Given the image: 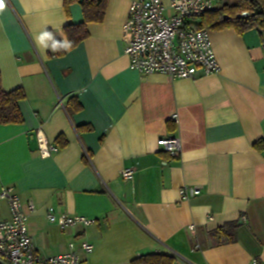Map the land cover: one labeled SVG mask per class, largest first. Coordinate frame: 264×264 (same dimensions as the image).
I'll list each match as a JSON object with an SVG mask.
<instances>
[{"label": "crops", "instance_id": "1", "mask_svg": "<svg viewBox=\"0 0 264 264\" xmlns=\"http://www.w3.org/2000/svg\"><path fill=\"white\" fill-rule=\"evenodd\" d=\"M133 1L108 0L86 39L51 56L50 41L39 37L68 42L64 28L84 22L82 6L4 0L3 88H23L26 98L24 122L0 125V191L13 188L27 212L34 202L29 232L42 256L75 251L81 264H131L156 253L174 264H264V150L255 147L264 141V37L210 30L218 73L143 75L125 53ZM161 1L171 14L172 0ZM71 98L80 111H69ZM39 132L67 145L42 157ZM167 136L180 138L178 157L159 146ZM126 169L131 180L122 178ZM192 186L201 193L184 200L180 190ZM50 208L92 223L63 230L49 221ZM10 217L0 200V221Z\"/></svg>", "mask_w": 264, "mask_h": 264}, {"label": "built area", "instance_id": "2", "mask_svg": "<svg viewBox=\"0 0 264 264\" xmlns=\"http://www.w3.org/2000/svg\"><path fill=\"white\" fill-rule=\"evenodd\" d=\"M225 1L172 0V13L167 14L161 0H134L124 28L125 53L131 69L143 75L162 73L172 79L191 80L200 75L218 73L220 64L212 47L210 30L200 27L199 20ZM249 15L244 11L239 16ZM174 119L177 120L176 116ZM158 144L171 157H178L182 152L181 140L176 136L162 137ZM38 147L40 155L45 158L59 151L58 146L50 143L41 132L38 133ZM133 174L132 169H126L122 178L131 180ZM200 193L198 186L180 190L184 200ZM0 200L8 203L11 213L9 220L0 221V259L6 264H81V258L75 251L53 256L39 254L29 232V214L36 211L33 201L28 202L27 212L11 187L1 189ZM48 219L63 230L92 223L82 216L57 213L54 208L49 209ZM82 248L87 253L94 249L88 242L82 243ZM253 264L261 262L254 261Z\"/></svg>", "mask_w": 264, "mask_h": 264}, {"label": "trees", "instance_id": "3", "mask_svg": "<svg viewBox=\"0 0 264 264\" xmlns=\"http://www.w3.org/2000/svg\"><path fill=\"white\" fill-rule=\"evenodd\" d=\"M108 0H64L65 9L69 11L71 5L79 3L82 6L85 20L80 24H69L64 28L65 35L70 48L76 47L89 35L87 26L91 22H98L104 18ZM247 11L248 17L239 15ZM200 27L209 30L234 29L242 34L246 31L256 29L264 37V0H237L233 4L225 3L221 7L204 15L201 18ZM53 37L57 43V50L53 51L50 41L51 56H62L67 49L62 47L64 44L61 39ZM26 98L23 88H17L12 91H6L3 88L2 75L0 73V125L21 124L24 117L20 109V102ZM69 111L78 112L82 109L81 104L76 98H71L68 106ZM56 145L59 148L65 147L67 141L64 137L57 140ZM258 150H264V141L255 144ZM175 258L161 254H147L133 260L131 264H174Z\"/></svg>", "mask_w": 264, "mask_h": 264}, {"label": "clouds", "instance_id": "4", "mask_svg": "<svg viewBox=\"0 0 264 264\" xmlns=\"http://www.w3.org/2000/svg\"><path fill=\"white\" fill-rule=\"evenodd\" d=\"M2 8H3V7H0V9H2ZM45 41H53L51 47H52L53 51L57 50L58 45H57V43L53 40L52 35H51L50 33H48V32H45L44 34H42V35L39 37V42H40L41 44H44ZM62 47H64V48L67 49V48L70 47V43L67 42V41H65V43L62 45Z\"/></svg>", "mask_w": 264, "mask_h": 264}, {"label": "rangeland", "instance_id": "5", "mask_svg": "<svg viewBox=\"0 0 264 264\" xmlns=\"http://www.w3.org/2000/svg\"><path fill=\"white\" fill-rule=\"evenodd\" d=\"M237 0H226L225 2L226 3H229V4H233V3H235Z\"/></svg>", "mask_w": 264, "mask_h": 264}, {"label": "snow or ice", "instance_id": "6", "mask_svg": "<svg viewBox=\"0 0 264 264\" xmlns=\"http://www.w3.org/2000/svg\"><path fill=\"white\" fill-rule=\"evenodd\" d=\"M0 7H4V0H0Z\"/></svg>", "mask_w": 264, "mask_h": 264}, {"label": "water", "instance_id": "7", "mask_svg": "<svg viewBox=\"0 0 264 264\" xmlns=\"http://www.w3.org/2000/svg\"><path fill=\"white\" fill-rule=\"evenodd\" d=\"M0 264H6L2 259H0Z\"/></svg>", "mask_w": 264, "mask_h": 264}]
</instances>
